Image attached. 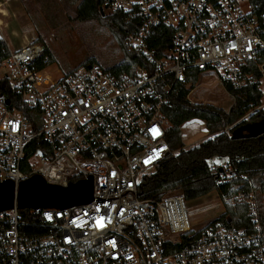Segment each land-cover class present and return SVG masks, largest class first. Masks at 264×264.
Here are the masks:
<instances>
[{"label": "built area", "instance_id": "2783aa9c", "mask_svg": "<svg viewBox=\"0 0 264 264\" xmlns=\"http://www.w3.org/2000/svg\"><path fill=\"white\" fill-rule=\"evenodd\" d=\"M99 11L139 24L126 46L141 63L129 72L93 63L50 73L34 39L0 62V183L92 180L89 203L0 212V264H264V187L247 175L220 167L221 182L236 180L226 203L246 213L240 226L214 223L225 212L215 191L220 215L198 230L180 193L140 196L143 178L175 154L163 115L169 95L188 89V74L212 72L233 104L228 86L244 89L245 70L264 52V15L247 0H106ZM159 26L173 38L157 56L148 43ZM263 107L261 89L255 110ZM37 138L44 153L32 150Z\"/></svg>", "mask_w": 264, "mask_h": 264}, {"label": "trees", "instance_id": "16d2710c", "mask_svg": "<svg viewBox=\"0 0 264 264\" xmlns=\"http://www.w3.org/2000/svg\"><path fill=\"white\" fill-rule=\"evenodd\" d=\"M104 1L106 0H80L75 8L74 19L80 22H97L109 31L122 58L108 70L118 74L126 73L141 63L140 56L126 46L127 36L135 34L139 24L136 21L127 22L123 14L101 15L99 7ZM247 1L254 6L256 14L264 15V0ZM172 38L173 32L170 29L159 26L152 29L148 44L159 56L171 46ZM8 54L5 43L0 40V62ZM51 59L45 48V53L39 61L40 68L53 63ZM262 62L264 52L245 70V73L251 76V80L244 89L235 91L228 86L229 93L235 97V102L228 112L210 105L190 103L186 98L189 90L180 85L176 87L163 108V115L168 122L166 139L175 154L162 161L152 174L143 178L140 187L141 197H160L166 192L177 191L186 201H192L215 191L225 206V212L214 223L240 226L241 222L246 220V213L240 207L232 208L226 203L230 195L229 188L236 184V180L230 184L221 182L219 169L221 167L223 171H228L233 176L245 174L255 186L264 187V133L250 137L236 133L238 128L256 126L264 122V107L255 110L261 105L262 74L257 67ZM93 63H95L93 60H87L82 65ZM197 77L196 72L187 76L191 85L196 83ZM248 113L250 114L242 119ZM240 119L242 120L236 123ZM193 120L204 123L208 137L201 143L184 149L181 127ZM233 124L235 125L228 132H224L226 127ZM31 147L33 151L39 150L42 153L47 148L40 138H37ZM213 159L224 160L225 166L211 165L210 161Z\"/></svg>", "mask_w": 264, "mask_h": 264}, {"label": "rangeland", "instance_id": "374dc122", "mask_svg": "<svg viewBox=\"0 0 264 264\" xmlns=\"http://www.w3.org/2000/svg\"><path fill=\"white\" fill-rule=\"evenodd\" d=\"M79 2L80 0H0V38L8 51L17 50L32 39L43 44L53 61L47 66V71L53 74L55 70L64 74L87 60H93L103 68L115 65L122 55L109 31L97 22H80L74 19ZM191 88L193 90L187 98L190 103L210 105L224 111L232 105L231 96L220 89L218 77L212 72L199 74L196 83L188 86V89ZM260 88L264 89V77L260 80ZM241 129L243 128L237 130ZM207 137L202 121L193 120L181 127L184 149L201 143ZM210 163L225 166L224 160L213 159ZM218 201L214 192L187 201L190 228L198 230L215 220L221 211Z\"/></svg>", "mask_w": 264, "mask_h": 264}, {"label": "water", "instance_id": "95a60500", "mask_svg": "<svg viewBox=\"0 0 264 264\" xmlns=\"http://www.w3.org/2000/svg\"><path fill=\"white\" fill-rule=\"evenodd\" d=\"M262 69L264 72V66ZM236 133L245 134L247 137L257 136L264 133V122L257 126L236 130ZM91 199L92 180L90 177L67 187L49 184L39 174L23 180L17 188L10 181L0 183V212L12 209L14 204L18 210H64L89 203Z\"/></svg>", "mask_w": 264, "mask_h": 264}, {"label": "bare ground", "instance_id": "6f19581e", "mask_svg": "<svg viewBox=\"0 0 264 264\" xmlns=\"http://www.w3.org/2000/svg\"><path fill=\"white\" fill-rule=\"evenodd\" d=\"M3 16V15H2ZM4 26V25H3Z\"/></svg>", "mask_w": 264, "mask_h": 264}]
</instances>
